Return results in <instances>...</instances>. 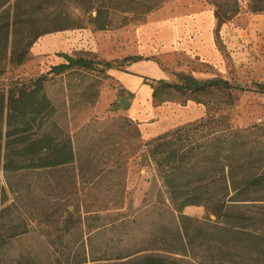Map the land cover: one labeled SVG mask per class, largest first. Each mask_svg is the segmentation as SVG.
<instances>
[{"label": "trees", "instance_id": "trees-1", "mask_svg": "<svg viewBox=\"0 0 264 264\" xmlns=\"http://www.w3.org/2000/svg\"><path fill=\"white\" fill-rule=\"evenodd\" d=\"M165 1L0 0V73L5 64L22 65L41 36L81 29L85 23L109 30L115 18L123 27ZM205 1L213 8L216 29L239 14L242 4L250 13H264V0ZM62 57L66 62L45 75L0 88V163L6 185L21 173H44L48 196L54 199L50 207L39 208L35 218L46 229L0 228V264H264V209L256 218L242 211L249 204L264 205V125L234 128L227 116L208 110L204 118L143 141L137 124L121 118L123 127L133 125L135 150H143V158L153 163L167 202L145 204L142 222L141 217L121 215L98 224L99 213L123 207L126 160L103 157L95 137L86 147L76 145L70 133L51 120L56 105L45 83L65 73L93 72L96 64L109 77L106 71L118 65ZM140 59L125 57L121 63ZM181 81L144 79L153 101L161 91L194 94L231 88L219 80ZM252 86L253 92L264 94V83ZM123 93L120 88L118 97ZM189 206L203 207L205 218L184 216L182 210ZM6 211L0 210V219ZM132 229L142 234L130 244L100 240L114 231L131 236ZM72 235L73 243L64 241ZM38 237L44 238L38 248L12 250L22 238Z\"/></svg>", "mask_w": 264, "mask_h": 264}, {"label": "rangeland", "instance_id": "rangeland-1", "mask_svg": "<svg viewBox=\"0 0 264 264\" xmlns=\"http://www.w3.org/2000/svg\"><path fill=\"white\" fill-rule=\"evenodd\" d=\"M241 6L239 14L218 29L213 8L205 0H166L156 10L123 27H119V19L115 18L109 30H95L92 24L85 23L81 29L41 36L31 46L28 59L22 65H4L5 69L0 73V88L7 89L11 83L27 82L45 75L52 66L66 62L62 55L84 57L94 62L104 60L90 51L95 43L110 57L130 55L154 61L165 72L164 81L167 83H181L182 78L191 77L196 81L219 80L231 87L212 88L194 94H181L173 90L157 93L152 104L167 102L165 106L172 109L170 111L168 108L164 114L168 117L175 113L183 114L179 120L182 125L195 117L193 103L203 110V115L196 120L204 118L209 110L212 114L227 116L234 128L264 125V94L252 91L253 83H264V13L253 14L243 4ZM207 11L213 16L209 42L200 35L201 24L205 20H198L199 45L195 52L189 53L186 49L176 48L183 30L178 28V24L184 23L188 18L194 20L197 16H205ZM141 34L148 38L140 40ZM165 42H171L172 46L160 53ZM115 62L118 67L123 65L119 60ZM101 68V65L96 64L93 72L74 71L49 77L45 83V92L56 105V112L51 120L64 133H70L76 145L86 147L95 137V144L101 147L103 157L119 155L126 160L123 207L99 213L98 224L121 215L141 217L142 222L146 210L140 209L157 199L167 202V196L153 163L143 158V150H135L133 125L123 127L118 122L126 117L122 111L128 110L132 96L124 92L121 98L118 97L120 86L111 77L101 74ZM102 92L103 96L100 97ZM141 110L142 108H138V111ZM140 118L139 122L132 121L137 124L143 141L174 128L171 126L177 122L168 119L156 123L157 116H153L151 112ZM193 121L195 120H191ZM92 126H95L94 130ZM46 180L44 173L25 172L13 176L7 186L0 163V210L7 208L4 218L0 219L1 229L5 230L12 225L18 227V230L30 225L40 230L46 229L44 224L35 223V218L40 215L39 208L50 207L54 200L48 196ZM261 209H264V205L249 204L242 211L256 218ZM182 214L195 219L206 216L204 208L199 206L186 207ZM209 218L214 220V216ZM131 233V236L123 237L122 231H114L100 240H121L130 244L142 234L138 229H132ZM116 234H120V237L117 238ZM74 240L73 235L64 238L68 243H73ZM43 241L42 237L22 238L19 243L14 244L12 250L23 251L30 246L38 248Z\"/></svg>", "mask_w": 264, "mask_h": 264}, {"label": "crops", "instance_id": "crops-1", "mask_svg": "<svg viewBox=\"0 0 264 264\" xmlns=\"http://www.w3.org/2000/svg\"><path fill=\"white\" fill-rule=\"evenodd\" d=\"M214 16V15H213ZM213 16H211V12L207 11L205 16H197L194 20L193 18H188L185 20L184 23L180 22L178 24V28H183L181 30V37L180 42L176 44V48L180 49H186L187 52L193 53L196 50V47L199 45L198 36V20H205V23L201 24L202 31L200 33L201 36H203L204 40L209 42L211 39L212 34V27H213ZM193 32H195L193 34ZM148 37L141 34L140 40H146ZM139 40V41H140ZM172 46L171 42L168 44L165 42L163 47L159 50L160 53L163 51H166L168 48L170 49ZM164 48V49H163ZM92 53L97 54L99 57L106 61H115L119 60L121 61L125 56H107L105 55V52L103 50H100L97 44H93ZM139 51V50H138ZM140 53V52H136ZM133 57V56H131ZM106 74L114 79L121 89L124 90L126 94H130L132 96V103L128 110L122 111L126 117L130 118L133 121H141V118L143 115L150 113L153 114V116H157L158 121L156 123H159L161 121L166 120H176L177 122L172 125L171 127L179 126L182 122L179 121L181 116L183 114L181 113H175L172 115L167 116L166 110L169 108L171 111V107L165 106L167 102H162L158 106H154L152 104V90L151 88L144 82V79H151L155 81L162 80L164 81L166 79L165 72L152 60H143L140 59L135 62H126L123 63L121 67L118 68H112L106 71ZM103 96V92L100 94V97ZM117 96H115V99ZM193 117L192 119L188 120L186 123L191 122V120H196L197 118L201 117L203 115L202 108L195 103H193ZM190 108V106L188 105ZM138 108H142L141 111H138ZM175 122V121H174ZM182 125V124H181Z\"/></svg>", "mask_w": 264, "mask_h": 264}]
</instances>
